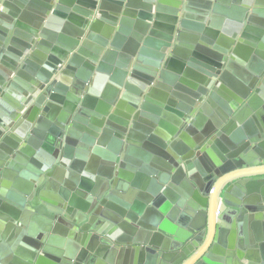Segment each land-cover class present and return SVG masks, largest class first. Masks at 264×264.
<instances>
[{
  "label": "water",
  "instance_id": "95a60500",
  "mask_svg": "<svg viewBox=\"0 0 264 264\" xmlns=\"http://www.w3.org/2000/svg\"><path fill=\"white\" fill-rule=\"evenodd\" d=\"M263 107L264 0H0V264H264Z\"/></svg>",
  "mask_w": 264,
  "mask_h": 264
},
{
  "label": "crops",
  "instance_id": "0c3cea01",
  "mask_svg": "<svg viewBox=\"0 0 264 264\" xmlns=\"http://www.w3.org/2000/svg\"><path fill=\"white\" fill-rule=\"evenodd\" d=\"M254 113H255V112H254ZM262 115H264V107L261 108V110H260V114H258L256 118L259 119V117H262ZM248 226L250 227V224H249Z\"/></svg>",
  "mask_w": 264,
  "mask_h": 264
}]
</instances>
